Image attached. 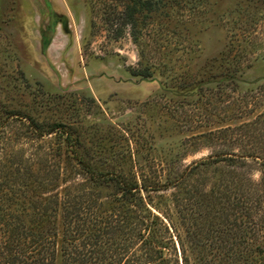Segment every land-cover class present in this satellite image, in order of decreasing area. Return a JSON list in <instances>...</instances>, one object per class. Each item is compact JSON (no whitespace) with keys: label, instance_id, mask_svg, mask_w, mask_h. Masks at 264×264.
Returning a JSON list of instances; mask_svg holds the SVG:
<instances>
[{"label":"rangeland","instance_id":"rangeland-1","mask_svg":"<svg viewBox=\"0 0 264 264\" xmlns=\"http://www.w3.org/2000/svg\"><path fill=\"white\" fill-rule=\"evenodd\" d=\"M52 26L42 55L40 30ZM230 156L244 158L221 161ZM208 157L220 161L189 172ZM117 176L152 187L141 193L151 215L137 213L178 264L180 242L190 264L239 263L238 235L187 199L207 204L232 179L247 200L264 191V0H0V242L15 215L57 195L79 209L80 249L98 242L107 264L137 222ZM260 208L236 219L256 230L249 264H264L251 253L264 255Z\"/></svg>","mask_w":264,"mask_h":264},{"label":"trees","instance_id":"trees-1","mask_svg":"<svg viewBox=\"0 0 264 264\" xmlns=\"http://www.w3.org/2000/svg\"><path fill=\"white\" fill-rule=\"evenodd\" d=\"M66 22L63 23L65 27ZM54 32V27L52 26L50 30H40V52L42 55L45 54L46 49L48 48L51 40V34ZM55 128H50L47 132H54ZM243 156L238 157H226L221 161H232L237 162L242 160ZM217 159L208 157L207 159L198 161L189 167V172L198 170L204 167H210L217 163ZM77 164L85 169L86 172H90V168L82 160H77ZM190 175V174H184ZM182 175L179 180H176L174 186H180L184 183V179L187 176L183 177ZM92 180H95L94 176H90ZM111 185L121 189L123 200L128 204V212L131 213L132 219L137 220L131 228V234L129 239H126V246H123L122 243L116 244L115 252L110 257V262L107 264H178L175 254L171 256L172 253H169V241L163 240L157 231H155L156 223L151 221L148 223V217L142 216L140 213H137L138 210L142 212L147 210L146 204L144 203V198L142 197V191L148 192L152 190V187H147L143 184H138L135 179L126 180L121 179L119 176L112 178ZM230 182V185H225L223 188L212 187L206 193L207 204L202 203L203 201L195 202L191 198H188L190 202V207L196 205L203 207L204 211L208 210L209 216L212 214L213 218L222 219L223 226L217 229L219 232H224L225 236L233 235L232 238H235V235H238L240 239L239 242H229L233 247H241L239 250L240 257L238 264H246L250 261L251 255H245L247 251L250 250L249 245L252 241H247V238L252 240L250 233L256 232L252 230V226H248L247 220L243 222L242 225H237L236 219L237 214H240V217L246 219H252L250 212L252 210L262 211L261 206L264 208V191L257 196V198L249 199L245 198L242 193H239V189L234 186V183ZM234 186V187H232ZM43 201L45 204L43 206H33L32 215H26L25 219H21L20 216L15 215V226L8 228V236L0 242V264H55L56 260V225L58 218V207L62 206L59 204L58 196L54 195L49 198H44ZM46 202L53 204V207L47 206ZM69 201L65 203L68 204ZM73 202V201H71ZM64 207V205H63ZM65 208V207H64ZM62 208L61 222L63 225L62 230V244H61V264H103L107 258L105 255L98 256L97 252L93 250L96 248L98 242L89 243V249L83 252L80 247V241L77 234L76 220H78V214H75L73 211H78L79 209L73 206V211H66ZM196 214V212H195ZM206 214V213H205ZM141 218V221L138 219ZM156 219V217H154ZM232 218V220H231ZM139 227H137V225ZM264 226L257 227L261 229ZM144 231V233H141ZM111 232V231H110ZM216 232V231H215ZM107 235L108 232H103ZM100 238V237H99ZM98 241V240H97ZM181 259L182 264H190L188 257L186 256V251L181 244ZM224 244H228L227 239L223 240ZM87 245V244H86ZM91 246V247H90ZM193 250L194 246H191ZM226 247V246H225ZM227 249L230 251L232 248L229 246ZM252 249L251 253L253 255H259L261 258L260 262L264 263V255L261 256L260 250ZM228 252V251H227ZM226 253V252H225ZM168 255V257H167ZM126 257V259H125ZM175 257V258H174ZM249 257V258H247ZM125 259V260H124ZM203 258H201L202 260ZM226 259V260H225ZM204 260V259H203ZM237 260V259H235ZM124 261V262H123ZM218 261H228L227 264H234V259L232 255L225 254L223 259ZM242 262V263H241ZM249 262L247 264H249ZM252 262H257L258 260L252 258Z\"/></svg>","mask_w":264,"mask_h":264}]
</instances>
